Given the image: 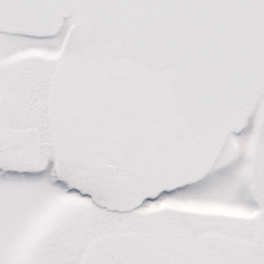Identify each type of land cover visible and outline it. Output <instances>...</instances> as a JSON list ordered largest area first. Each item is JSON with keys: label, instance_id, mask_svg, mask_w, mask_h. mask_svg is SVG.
<instances>
[{"label": "snow or ice", "instance_id": "6c2138e0", "mask_svg": "<svg viewBox=\"0 0 264 264\" xmlns=\"http://www.w3.org/2000/svg\"><path fill=\"white\" fill-rule=\"evenodd\" d=\"M0 264H264V0H0Z\"/></svg>", "mask_w": 264, "mask_h": 264}]
</instances>
